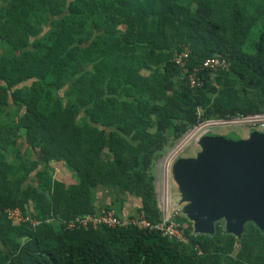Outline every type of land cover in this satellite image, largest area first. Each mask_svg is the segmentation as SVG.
<instances>
[{"label": "trees", "instance_id": "16d2710c", "mask_svg": "<svg viewBox=\"0 0 264 264\" xmlns=\"http://www.w3.org/2000/svg\"><path fill=\"white\" fill-rule=\"evenodd\" d=\"M184 49L189 70L218 55L229 67L191 86L173 61ZM259 112L264 0H0V264H264V231L249 221L239 236L222 221L203 234L176 216L184 242L57 222L119 215L127 196L158 222L166 148L201 120ZM52 162L76 182L53 177ZM99 186L111 199L96 206ZM9 208L40 223L14 224Z\"/></svg>", "mask_w": 264, "mask_h": 264}, {"label": "water", "instance_id": "95a60500", "mask_svg": "<svg viewBox=\"0 0 264 264\" xmlns=\"http://www.w3.org/2000/svg\"><path fill=\"white\" fill-rule=\"evenodd\" d=\"M199 146L172 168L193 233L211 234L216 221L235 236L248 221L264 231V132L206 134Z\"/></svg>", "mask_w": 264, "mask_h": 264}, {"label": "built area", "instance_id": "2783aa9c", "mask_svg": "<svg viewBox=\"0 0 264 264\" xmlns=\"http://www.w3.org/2000/svg\"><path fill=\"white\" fill-rule=\"evenodd\" d=\"M189 51L184 49L176 52L173 56L174 63L187 76L191 86L199 85L200 78L196 72L207 69L212 74L218 71L226 70L229 63L221 56H214L204 59L198 67L188 69L186 60ZM242 128L246 130H255L264 132V112L233 115L224 118H211L199 121L196 125L188 128L174 143L168 151L161 155L155 163V197L157 207L161 218L158 222L149 221L142 211L135 212L131 216H119L111 209L98 208L91 214L75 216L71 218H58V224L66 228L97 229L99 226L113 227H132L139 230H148L159 232L162 236L179 242L186 240L185 235L180 229L179 223L175 220L177 211L171 207L169 201V183L172 179V168L184 150L192 143H199L200 139L219 129ZM6 216L12 223H28L34 228L40 223L38 219L30 217L28 214H22L17 208L6 210ZM54 220V219H53ZM45 221H49L48 218Z\"/></svg>", "mask_w": 264, "mask_h": 264}, {"label": "rangeland", "instance_id": "374dc122", "mask_svg": "<svg viewBox=\"0 0 264 264\" xmlns=\"http://www.w3.org/2000/svg\"><path fill=\"white\" fill-rule=\"evenodd\" d=\"M256 36H257V32L254 31L252 37L255 38ZM5 52L8 53V50H5ZM221 130L222 129H219V130H216L215 132L220 131V133H219L220 135H227V134H231L232 133V134L237 135L240 138H245L246 137L245 136L246 133H249V131H250V130H246V129H242V128L224 129L222 132H221ZM167 148H166V151H168V149L170 147L168 149ZM199 151H200L199 143L198 144L197 143H192L184 150L183 156L185 155L186 158L195 157L196 154ZM50 165L53 168V177L58 178L59 180H62L64 182H66V183L76 182V177L70 171V169L68 167H66L64 164H62L60 162H52ZM29 184L30 185H34L35 184V179L31 180V182ZM169 192H170L169 201L171 203V207L176 209L178 216L185 217V215L182 212V208L185 205V202H183L181 200L180 190H179L177 184L174 182L173 179H170ZM110 199L111 198L109 196L107 198L102 196V197H98V199L95 202L100 203V204H105V203L108 204L110 202ZM123 206H125L124 207V209H125L126 206H127L126 205V201L124 202ZM111 210H113V209H111ZM120 211H121L120 212V216H129V215L131 216L133 213L136 212L135 209H132L130 211V213H127V212H129V210L127 211V210H122L121 209ZM123 212H125V213H123Z\"/></svg>", "mask_w": 264, "mask_h": 264}, {"label": "crops", "instance_id": "0c3cea01", "mask_svg": "<svg viewBox=\"0 0 264 264\" xmlns=\"http://www.w3.org/2000/svg\"><path fill=\"white\" fill-rule=\"evenodd\" d=\"M223 131V129L221 130V132ZM251 131V130H250ZM255 131V130H254ZM258 132H260V131H258ZM220 133V131H217V132H213V133H210V134H216V135H220L219 134ZM225 134V133H224ZM232 134V133H231ZM247 135H248V133H246V137H247ZM245 137V138H246ZM198 144V143H197ZM181 157H186L185 155L183 156V154H182V156ZM61 163V162H60ZM155 172V171H154ZM154 175H155V173H154ZM58 179V178H57ZM74 183V182H73ZM102 196H104L105 198H107L108 197V194H107V192H106V189L105 188H103V187H101V186H99V187H97L96 188V191H95V197H96V200L98 199V197H102ZM126 208L124 209V207L125 206H123L122 207V210H129V212H127V213H130V211L132 210V209H135L136 210V208L139 206V202H138V200L136 199V198H133V197H130V196H127L126 197ZM105 204H107V203H105ZM95 205L96 206H101V205H103V204H100V203H97V202H95ZM126 212V211H125ZM125 212H123V213H125ZM119 216H120V214H119ZM0 247H1V245H0Z\"/></svg>", "mask_w": 264, "mask_h": 264}]
</instances>
